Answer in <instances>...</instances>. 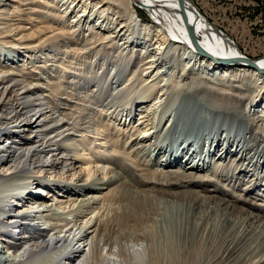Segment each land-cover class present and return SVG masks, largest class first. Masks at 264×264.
Here are the masks:
<instances>
[{
  "label": "bare ground",
  "instance_id": "obj_1",
  "mask_svg": "<svg viewBox=\"0 0 264 264\" xmlns=\"http://www.w3.org/2000/svg\"><path fill=\"white\" fill-rule=\"evenodd\" d=\"M200 1L67 0L71 13L78 10L70 21L63 22V14L46 9L47 0H0V50L13 48L16 56L25 60L24 54L31 49L71 44L66 50L70 58L60 61L61 73L54 84L53 79L42 82L34 74L27 75L23 70L24 60L17 65L0 62V264H134L130 256L145 251L144 246L136 248L137 241L150 236L143 230L145 226H151L152 230L151 259L142 261L143 264H221L239 257L238 242L230 241L222 254L210 255L201 252L203 248L196 245V238L202 220L213 207L224 217L235 218L233 225L239 228L242 216L234 212L240 213L244 206L238 207L237 203L257 205L249 196L234 199L236 192L226 188L225 183L223 192L216 191L221 188L216 177L225 182L229 175L245 169V165L231 159L230 165L214 163L210 168L213 176L204 174L200 171V161L181 158L180 145H185L182 148L185 149L188 140H201L203 131L220 123L221 114L238 129L250 131L254 140L264 142V55L243 51L233 36L209 21ZM142 10L148 14L147 19ZM96 12L100 17L115 12L111 24L120 21L115 27L109 24L107 34L101 32L99 36L97 31L91 38L84 36L85 40L75 38L73 28L82 20H91ZM141 35H153L159 45L152 49L156 48L160 54L171 47L178 52L186 79L185 96L170 119L171 128L176 126L177 132L171 134L166 128L159 135V141L171 142L173 146L162 159L159 156L163 153V143L144 144L137 140V134L134 139L130 136L132 140L127 143L131 144L123 151L118 138L110 136L113 134L110 126L96 119L98 107L102 113L105 107L121 104L124 92L143 91V96L136 97L126 107L129 117L134 103L148 102L155 92L148 91L157 87L151 99L153 103L139 118H146L145 127L139 130L141 134L146 135L153 128L147 126L152 124L156 104L166 94V83L153 81L156 75L151 71L153 61L143 56L148 51L140 50L139 60L133 61L137 49L126 42ZM57 56L58 52L49 54L47 61L52 63V58ZM76 59H80L78 66L73 64ZM246 60L254 65L245 63ZM86 62L90 67L83 68ZM95 64L98 69L92 72ZM131 66L136 69L129 81H134L120 88L117 84L121 73ZM104 68V74L99 76ZM33 70L40 72L37 68ZM91 84L97 88L92 90ZM112 87L110 99H105L106 89ZM87 88L95 94L80 93ZM240 125H244L243 129ZM126 130L122 132L124 139L129 138ZM76 132L93 135L95 139L107 135L111 149L107 147V153L100 146L97 158L108 154L113 167L108 169L105 164L91 168L90 163L95 159L75 157L79 148ZM89 147L85 142L82 153ZM232 147L234 144L226 147L222 159L236 151L241 158L255 161L256 154L247 150L250 144ZM263 148L261 144L258 156ZM193 151L196 152L194 148ZM152 153L160 167L150 164L148 158L151 156L153 161ZM44 170L52 171L54 178L69 174L80 179L73 187L66 183L59 191L56 187L49 190L40 179ZM101 171L106 174L88 182ZM83 172L86 178L80 177ZM19 176L24 180L20 181ZM259 178V174H252L254 185ZM208 184L213 188H207ZM101 202L115 204L108 208L113 214L104 218V210L95 220L88 218ZM69 214H73L71 220ZM56 215H60L61 222L52 226L48 217ZM250 215L264 232V220ZM216 227L220 228V224ZM255 264H264V256Z\"/></svg>",
  "mask_w": 264,
  "mask_h": 264
},
{
  "label": "rangeland",
  "instance_id": "obj_2",
  "mask_svg": "<svg viewBox=\"0 0 264 264\" xmlns=\"http://www.w3.org/2000/svg\"><path fill=\"white\" fill-rule=\"evenodd\" d=\"M66 1L67 0H64V2L63 0H47V4H45V6H46V9L50 10L53 13L63 14L64 19L62 18L61 21L63 22H65L66 20L70 21L73 18L76 11L78 10V8L76 9L75 13H71L70 9L67 8L68 3H66ZM200 2H201L200 7L204 10L205 15H207V18L209 19V21L213 22L220 29L222 28L221 30L229 34L231 37L233 36L234 40L239 44V46L241 47L243 51H246L247 53L250 52L249 54H254L256 52L255 54L258 53L259 55H264V0H201ZM89 10L90 9L88 8L86 12H88ZM114 13L115 12H108L104 16L100 17L99 14L96 12L91 16V20H88V21L87 19L85 21L82 20L79 23V25L74 27L72 30L74 33L73 34L74 37L80 38L81 40H85L86 38H89V37L91 38L95 36L97 31H98L97 34H99V36L101 32L106 33L105 31H107L108 26L112 25L113 27H115V25H117V23L120 21V19H117L115 23L112 22L111 24V18L114 16L113 15ZM142 14H143V17H145L146 19L149 17L148 14L144 10H142ZM126 34H128V32ZM126 34L123 37H125ZM84 36L85 37L87 36V37L85 38ZM130 41L126 42L127 44H130L129 47H133L135 45L134 48L137 49V51L133 53V56H132L133 61L139 60L137 58L139 56L140 50L148 51V52H143V56L145 57L147 56L146 60L151 59L153 61V67L151 68V71L153 70L152 72L156 74L153 81H157V82L162 81L163 83H166L165 85L166 94L164 95L165 97L163 96V99L161 100V102L156 104L155 115H154L152 124L147 126V128H151V127L153 128L150 129V132L148 134H146L147 136L144 134H141L139 130L145 127L143 122L146 120V118H142V120H140L139 118H140L141 113L148 110V108H150L151 104L153 103L151 99L157 93L158 91V89H156L157 87L154 88V90L152 89L148 91V92L155 91L153 92V95L151 94L152 96L148 102L143 103V104H139L138 102L134 103L135 105L133 107L134 109L133 113L129 115V117L126 116L127 114L125 110L126 107L130 106V104H132L133 100L136 97L143 96L144 94L143 91H138L137 94H134V92L132 93L128 91L124 92L123 95L125 96L123 97L121 104L114 105L111 108L105 107L106 109L104 108V112L102 113H100L101 110H100V107H98L96 119L102 125L110 126L109 130L111 133H113L110 136H115L116 138H118V142L121 144L123 151H126L127 150L126 148H128L129 145L131 144V143H127V140L130 139L131 141L132 139H134L135 136H137V134H138L137 140L144 141L143 142L144 144L150 143L151 145H153V144H156L157 142L163 143L162 144L164 146L163 151H162L163 153L159 156L162 159V156L164 155V153L168 152V150H170V148L173 146H171L172 144L171 142L159 141L160 139L159 135L166 128H169L168 130H169V133L171 132V134H174L177 132L176 126L171 128L170 119L171 117L174 116L175 108L181 103L182 99L185 96L184 94L186 93L185 85H184L186 82L185 81L186 79H185V75L182 74V65H181L182 63L179 62L180 54L178 52H174L173 51L174 49L172 47L170 50L167 49L165 52L164 50H162L161 54L157 52L156 48L152 49L154 46L156 47L157 45H159L158 44L159 42L156 41V38H154L153 35L149 37L145 35L134 36L132 37ZM70 45L71 44L69 43L67 44L60 43L54 47L47 46L45 49H41V48L31 49L27 51L28 53L26 52L24 54L25 60L22 57L19 58L18 56H16L13 48H8L4 51L0 50V57H1L0 62H3L4 64L6 62L8 64L14 63L15 65H17V63L18 64L23 63V60H24L26 65H25V69L23 70L24 72H26L27 75L34 74L35 77L38 76L37 77L38 79L41 78L42 82L44 81L48 82L53 79L51 83L54 84V83H57V80H58L55 78H57L61 73L60 71L61 67L59 66L60 61L70 58L69 52H66V50L69 49ZM114 49L117 50V47L114 46L113 50ZM55 52H58V56H57L58 58L57 57L52 58L53 59L52 63L50 61H47L50 58L48 57V55L49 54L52 55ZM63 52L65 53L63 54ZM27 60H28V63H27ZM49 62L51 64H47ZM79 62H80V59L79 61L76 59L75 62L73 63L74 66H78ZM45 63L47 65H45ZM157 63L159 67H157ZM40 64H44V65L40 66ZM82 67L83 68L90 67V64L86 62L84 66ZM35 68L40 70V72L39 73L35 72L33 70ZM92 69H93L92 72H94L95 69L96 70L98 69V67L96 68V64L93 65ZM135 69L136 68H133V66H131L127 70L126 73L125 72L121 73V78L118 81L119 83L117 84L120 88L124 85H129L130 83L134 81V79L130 81L129 79L131 77V74L134 73ZM99 70L101 71V69ZM119 70L121 71V69H118V71ZM104 72H105V68L101 71L99 76L103 75ZM108 72L110 74L112 73V70H109ZM135 85H137V83ZM91 86H93L92 90L94 88H97L93 84H91ZM139 86L136 89H139ZM92 90L90 91V89L88 88L81 89L80 93L84 94L85 92H89L92 95H94L95 92L92 93ZM113 90H114V87L110 89H106V95L104 96V98L110 99V95L112 94ZM91 99L94 100V97H92ZM221 116L222 117L221 118L219 117V121H218L220 122L218 123L219 126L217 125L216 127L210 128L207 131H203L204 135L201 136L202 137L201 140L197 141L196 139H193V138L188 140L187 146L185 147V149H182L185 145H180L181 147L180 156L181 158L189 157V159L191 158V159L200 161L199 163L201 164L200 171L204 174L208 173L209 175H211L212 173L210 168L214 163L219 164V163L229 162V165H230L233 162L231 161V159H233L234 162L237 164H244L246 168L241 171H238L237 174L233 173L229 175L230 176L229 178L224 175L225 177L228 178V179L224 178L226 179L225 182H223L222 179H220L221 177H216L218 179V180L217 179L215 180L217 182V186L218 184H219V187L221 186V188L218 187L219 189L216 191H218L219 193L221 191L223 192V190H225L224 186L226 188H229L230 190L234 189V192L236 193H233V194L237 195V197L235 196L233 197L234 199L241 198L242 196H243L242 198L249 196L250 198L251 197L253 198V199L251 198L252 200H256L257 205L256 206L255 205H244L242 204L241 201L237 203L236 206L238 207L244 206V209L240 213L238 210H235L234 212L235 215L242 216V221L240 223L239 228H237V225H236V228L233 225V224H236L235 218L228 217V216L226 218L223 216L221 212H217L215 210V207H213V210L210 213L206 214V216L202 220V225L197 233L196 245H199L203 248L201 249L202 253L206 251V254L209 253L210 255H212L214 253L215 254L219 253L220 255L224 252L225 248L230 243V241L231 243L234 242L235 244L238 242V246L240 248L239 257H237L236 260L231 263L225 262L221 264H255L258 262L259 258H262L264 256V232H263L262 227L258 225V222L254 221V218L250 214L256 217H260L264 220V195H263L264 194V151L262 154H260V156H258L257 154L260 148V145L262 144V146H264V142L259 139L257 141L254 140L253 139L254 137L251 136L252 134L250 131L240 130L238 129L235 123L226 121L227 119L225 117L226 116L225 114L223 115L221 114ZM236 121H240V120H236ZM241 123L243 124V122ZM130 127H131V130H130ZM240 127L243 129L244 125H240ZM119 128H122V129L120 130ZM100 129H102V127ZM124 130H126L125 131L126 135L129 134L128 139L127 137L126 139L123 138L122 132ZM75 134L77 136L76 137L77 144L79 147L75 157H86V159H89L91 161L95 159L94 161L90 163L91 168L99 167L102 165L105 166V164L106 166L108 165V169L113 167V163H110V161L108 162L109 160L108 154L102 158H99V159L97 158L98 157L97 152L101 149V147L106 148L107 153L111 149L109 147V142L107 143V141H109L107 135H101V137L99 136L100 137L99 139L97 138L95 139L94 137H92L93 135H85V134L82 135L81 132H76ZM130 136L132 139L130 138ZM82 140L84 141L83 143H82ZM85 142L90 144V147L83 154L82 149L84 147ZM101 142H104V143H101ZM126 143H127V146H126ZM218 143L220 144L223 143V144L222 146L216 147L215 145H217ZM232 144H234L235 147L237 146V144H240V145L250 144V149H247V150L251 154L253 153L256 154L255 161L250 162L249 159L246 160V158H241L240 155L235 154L236 151H234L233 154L232 153L229 154L228 158H226L225 160L224 158L222 159L221 154L224 153L225 151H226L225 153H227L226 149L230 148ZM107 147L109 148V150ZM235 147H232V149H235ZM193 148L196 150V152L193 151ZM210 149H213L212 152L210 151ZM238 149H240L239 146H238ZM152 155H153L152 156L153 161H152L151 156L148 158V159H151L150 164L155 168L160 167L158 162L156 161L154 162V160H156L155 153H152ZM225 156L226 154H224L223 157ZM249 157H252V156L249 155ZM100 160H102L103 162ZM79 164L80 163H78L77 166H79ZM253 173L259 174L261 176V178H259V180L257 181L255 185L251 181ZM52 174L54 175L52 171H45V170L41 172L40 174V179L43 180V181L41 180L42 185L44 186V188H47L49 190L56 187L57 191H59L66 183H68L70 187H73L78 183V180L80 179L78 177H71L72 175H69V174H63L62 177L54 178ZM85 174L86 172H83L80 177L86 178ZM104 174L106 173L103 171L98 172L93 177L89 178L88 182L90 183L94 180L95 177H98L99 175L102 176ZM19 179L20 181L24 180L20 176H19ZM223 183H225L224 186H222ZM250 185H252L251 188H250ZM34 186H37V185L35 184ZM208 187L213 188L209 184L207 188ZM240 194L242 195L239 196ZM107 203L108 202H105L104 204L103 202H101L98 205H96L97 206L96 211L94 213H89L90 216L88 215V218L92 217L91 220H95V218L103 214L104 210H106L103 216L104 218L108 214L111 216L113 212L108 211L110 210L108 209L110 206V203L108 204ZM212 205L214 206V204H211V206ZM114 206L115 204L111 205L110 208ZM99 207H102V208L98 209ZM48 218H50L51 222L53 223L52 226L55 225L56 222H61V220H59L60 215H56L53 217L49 216ZM72 218H73V214H69L68 219L71 220ZM218 224H220V228L217 229L216 226ZM143 230L150 233V236L144 240L137 241L138 245H136L137 246L136 248H141L142 246H144L145 251L142 253L136 252L135 256L134 255L130 256L129 259L131 260L133 259L132 262L134 264H143L141 263L142 261H150L151 259V255H150L151 233H152L151 226H145ZM224 236H226V239H223ZM206 254H205V258L208 259ZM88 258L90 259V255ZM203 261H204V256H203Z\"/></svg>",
  "mask_w": 264,
  "mask_h": 264
},
{
  "label": "water",
  "instance_id": "obj_3",
  "mask_svg": "<svg viewBox=\"0 0 264 264\" xmlns=\"http://www.w3.org/2000/svg\"><path fill=\"white\" fill-rule=\"evenodd\" d=\"M245 63H249V64H252V65H254V62H253V61H251V60H246V61H245Z\"/></svg>",
  "mask_w": 264,
  "mask_h": 264
}]
</instances>
